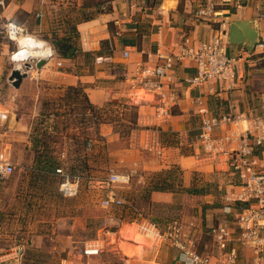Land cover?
I'll return each mask as SVG.
<instances>
[{
  "label": "rangeland",
  "instance_id": "rangeland-1",
  "mask_svg": "<svg viewBox=\"0 0 264 264\" xmlns=\"http://www.w3.org/2000/svg\"><path fill=\"white\" fill-rule=\"evenodd\" d=\"M45 1L54 11L60 34L77 22L97 21L111 8L112 0ZM93 39L85 35L86 46H78L80 51L72 59L62 60V66H57L93 79L75 87L79 90L36 75H29L15 88L4 78L0 113L7 123L12 117L16 131L4 141L14 170L0 176V255L22 246L24 264H166L167 252L163 254L162 250L170 245L157 241L151 225L164 228L178 218L191 222L202 235V249L211 250V228L224 223L231 227L232 223L224 213L226 196L219 189L222 178L211 165L213 157L201 146L195 155L202 158L201 166L193 171L191 184L184 187L183 172L177 164L163 173L144 170V162L162 157L156 153L159 147L166 154L171 150L194 155L193 141L180 145L177 134L163 130L165 122L154 117V107L162 101L154 100V93L149 91L145 101H154L151 106L142 104L144 100L137 101L133 94L143 87L128 81L122 57L102 43L93 45ZM102 52L113 56L110 63L101 61ZM104 68L114 77H96ZM104 79L115 90L114 97L99 109L93 108L86 89L98 88ZM215 102L213 112H227L225 103ZM177 111L172 106L170 113ZM24 114L26 137L21 135ZM140 117H145L144 124H139ZM57 169L78 181L76 195L68 197L60 191L64 177ZM131 170H136L137 176L128 185L106 183L110 172ZM163 180L186 198L168 203L151 199V187ZM191 189L202 192L192 194L188 192ZM109 191L123 200L120 207H102ZM120 241L144 246V258L125 256ZM88 243L99 246L100 254L86 256Z\"/></svg>",
  "mask_w": 264,
  "mask_h": 264
},
{
  "label": "crops",
  "instance_id": "crops-1",
  "mask_svg": "<svg viewBox=\"0 0 264 264\" xmlns=\"http://www.w3.org/2000/svg\"><path fill=\"white\" fill-rule=\"evenodd\" d=\"M45 2V0H10L8 7L4 11L0 10V25L10 19L26 24L29 32H34L38 37L49 41L53 45L58 59L61 61H66L59 55V49L57 48V43L62 38L69 39V44L74 42L78 46L83 45V47L86 46L85 35L90 36L91 39L93 36L94 39L91 41L93 45L98 46L101 43L108 42L107 46L111 48L113 54L117 55L118 58H123L121 60L125 64L124 72L128 81L137 73L140 64H156L159 54H178L185 40H189L192 44L208 41L213 35L217 34L222 25L228 33L231 24L235 21L244 24L249 22L257 24L258 40L252 50H249L246 45L230 44L227 39L229 54L233 56L242 55L243 60L239 64V78L235 87L227 92L223 91L221 98H218L215 94V91L218 90L217 85L212 84L199 88L186 86L184 78L195 73L194 64L188 59L183 60L172 72L169 93L161 100L156 94L153 95L155 96L154 100H157V102H167L168 105H174L173 107L178 110L177 114H171L168 121L164 123L163 130L168 134H177L181 141L180 145L190 144L193 141L195 154L182 155L168 150V153L164 152L162 157H155L144 162L142 166L144 170L163 173L168 172L173 165L177 164L183 172L182 186H189L193 171L199 169L202 162V158L195 155L197 151L201 150L202 146L198 136L204 112L216 115L217 113L213 112L217 104L215 101L225 103L227 112L221 113L240 119L235 124L230 125L228 130L221 129L214 134L215 138L224 139L226 142L230 140L228 145L230 149L238 147V140L231 137L237 127V130L240 131L249 128L256 132L255 117H261L262 122H264V0H229L218 7V14L213 22L200 21L195 18L194 13L200 2H204V0H112L110 3L111 8L102 13L97 21L77 22L69 30L60 34L56 29L57 22L53 19L54 11ZM90 29H93V31H90ZM75 33L78 35L77 38H75ZM127 41H132L134 45H123V42ZM15 47V43L8 40L3 34V30L0 29V89L4 84V78L7 82H10L9 76L14 68L9 62V56ZM125 50L130 51L128 59L122 56ZM99 57L105 63H110L113 59V56H108L103 52ZM52 67H56V70L51 69ZM29 75V78L36 75L41 79L58 82L59 85L68 87H76L79 84L89 83L93 80L90 76H77L68 69H59L55 65V61H50L42 69L34 70ZM102 76L104 78L114 77L110 70L105 68L99 69L98 75H96L98 78ZM92 77L96 78L95 76ZM88 89L90 90L86 89V92L93 108L99 109L114 97L113 91L115 90L111 89L110 84L105 79L103 85L98 88ZM25 93L26 91L23 92L24 96ZM145 94L149 95L148 92H145ZM117 95L124 94L119 93ZM125 95H128V92H125ZM145 100L147 99L145 98ZM145 100L142 104L151 106L154 103V101L151 103ZM24 117L25 114L21 117V135L26 137L27 126L23 121ZM0 119L5 120L6 118L0 113ZM9 120L11 132L8 137L16 131L12 117ZM144 122L145 117H140L139 124H144ZM191 132L196 133L194 139L191 138L194 135ZM227 137L228 139H226ZM205 151L208 153L207 155L213 157L211 165L221 175L222 183L220 182L219 189L223 190V196L236 194L237 180L228 173L226 157L217 155L215 152ZM257 151L264 158V147ZM137 171L140 173L139 170ZM140 176L142 178V175ZM181 195L178 192L152 191L151 199L168 203L176 199L186 198L183 195L181 197ZM225 216L227 222L228 220L232 221L230 228L236 232L237 227L233 215L225 214ZM89 243L88 247L92 246ZM97 247L99 248V246ZM162 252L163 254L167 252L168 262L166 264H170L176 259L177 252L173 248L168 246ZM250 257V252L246 250L239 264H250Z\"/></svg>",
  "mask_w": 264,
  "mask_h": 264
},
{
  "label": "built area",
  "instance_id": "built-area-1",
  "mask_svg": "<svg viewBox=\"0 0 264 264\" xmlns=\"http://www.w3.org/2000/svg\"><path fill=\"white\" fill-rule=\"evenodd\" d=\"M228 1L204 0L200 2L194 13L195 18L200 21L213 22L218 14V7ZM8 5L9 0H2L0 10L4 11ZM227 39V30L222 25L217 34L208 41L192 44L189 40H185L178 54H159L156 64H140L137 73L131 77V81L162 99L170 91L172 72L183 60L188 59L194 64L195 73L185 77L184 82L192 88L217 85L218 90L215 94L221 98L223 91L227 92L235 87L239 78V64L243 60L242 55L229 54ZM129 55V50L123 52L124 58H129ZM44 61L47 63L55 61L56 66H62L57 53ZM34 70H37L36 65H32L28 74ZM172 106L174 105H168L167 102L162 101L155 107L154 117L162 122L168 121L171 117ZM238 120L240 119L228 114L215 115L204 112L198 136L205 150L226 157L228 173L237 180V193L228 195L224 199V213L233 215L237 231L231 229L227 223L211 228L209 235L212 247L211 250L204 251L200 231H197L188 220L174 219L164 228L150 224L151 234L157 241L166 242L177 252L176 259L170 264H239L246 250L251 254L250 264H264V158L257 151L264 147V122L261 117H255L256 132L249 128L240 131L237 127L231 136L238 140V147L235 149L228 148L230 140L226 142L224 139L214 137L216 131L228 130L229 126ZM10 132L9 123L0 119V176L10 175L14 170L3 148L4 141ZM156 153L162 156V149L159 147ZM56 172L64 177L61 185L66 183L68 185L64 191H61L60 187V191L68 197L76 195L79 189L78 181L63 173V169H57ZM136 174V170L121 174L110 172L106 183L109 186H125L136 177ZM114 176L126 177L127 180L126 182L114 181L112 179ZM122 204L123 200L120 196L114 191H109L105 194L101 205L104 209H111L118 208ZM24 254V247H16L11 252L0 255V264H24ZM84 254L96 256L100 254V249L85 248Z\"/></svg>",
  "mask_w": 264,
  "mask_h": 264
},
{
  "label": "clouds",
  "instance_id": "clouds-1",
  "mask_svg": "<svg viewBox=\"0 0 264 264\" xmlns=\"http://www.w3.org/2000/svg\"><path fill=\"white\" fill-rule=\"evenodd\" d=\"M0 29L8 40L15 43L16 47L10 53L9 62L16 71L23 72L27 65H38L40 61L48 60L56 54L53 46L48 41L40 39L34 32H29L26 24L10 19L9 22L0 25ZM112 179L125 182L127 180L122 176H114ZM60 187L61 191H64L68 185L66 183Z\"/></svg>",
  "mask_w": 264,
  "mask_h": 264
},
{
  "label": "water",
  "instance_id": "water-1",
  "mask_svg": "<svg viewBox=\"0 0 264 264\" xmlns=\"http://www.w3.org/2000/svg\"><path fill=\"white\" fill-rule=\"evenodd\" d=\"M258 40L257 24L249 22L244 24L240 21H235L231 24L228 31V42L234 45L244 46L246 45L249 50L256 45ZM47 64V61H40L36 65L37 69H42ZM32 65H27L23 72L13 70L9 76V81L15 88H19L24 79L29 77L28 71H30Z\"/></svg>",
  "mask_w": 264,
  "mask_h": 264
},
{
  "label": "trees",
  "instance_id": "trees-1",
  "mask_svg": "<svg viewBox=\"0 0 264 264\" xmlns=\"http://www.w3.org/2000/svg\"><path fill=\"white\" fill-rule=\"evenodd\" d=\"M78 35L77 33H75V38H77ZM69 39H65L62 38L61 41H59L57 43V48L59 49V55L61 57H63L64 59H72L74 57V55L76 54L77 51H80V48L78 47L77 44H75L74 42L69 44ZM103 45H108V42H104ZM123 45H134V43L132 41H127V42H123ZM80 87L75 88V87H71L70 89H74V90H79ZM137 116V113H136ZM136 120L132 122V124H136ZM150 191H169V192H174L172 187L169 185H166V181H159L157 182L155 185H153L150 189ZM189 193L192 194H198L201 193L202 191L199 189H191L188 190Z\"/></svg>",
  "mask_w": 264,
  "mask_h": 264
},
{
  "label": "bare ground",
  "instance_id": "bare-ground-1",
  "mask_svg": "<svg viewBox=\"0 0 264 264\" xmlns=\"http://www.w3.org/2000/svg\"><path fill=\"white\" fill-rule=\"evenodd\" d=\"M141 89L142 90L139 89V90L135 91L133 94L137 101L145 100V98L148 96L145 94V92H148V91H146L143 88H141ZM90 247H96V246H89L88 248H90ZM119 248H120L121 252L127 257L144 258V255L146 253L144 250V246L138 245V244H133V243H130L127 241H120Z\"/></svg>",
  "mask_w": 264,
  "mask_h": 264
}]
</instances>
